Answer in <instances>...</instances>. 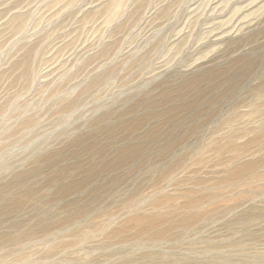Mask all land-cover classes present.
Returning a JSON list of instances; mask_svg holds the SVG:
<instances>
[{
	"label": "rangeland",
	"instance_id": "obj_1",
	"mask_svg": "<svg viewBox=\"0 0 264 264\" xmlns=\"http://www.w3.org/2000/svg\"><path fill=\"white\" fill-rule=\"evenodd\" d=\"M0 264H264V0H0Z\"/></svg>",
	"mask_w": 264,
	"mask_h": 264
},
{
	"label": "bare ground",
	"instance_id": "obj_2",
	"mask_svg": "<svg viewBox=\"0 0 264 264\" xmlns=\"http://www.w3.org/2000/svg\"><path fill=\"white\" fill-rule=\"evenodd\" d=\"M120 3V1H117V5ZM242 4V3H241ZM91 5V4H90ZM120 7V6H119ZM121 8V7H120ZM46 13H48V11L46 12ZM5 24V23H4ZM218 35V34H217ZM50 67V66H49Z\"/></svg>",
	"mask_w": 264,
	"mask_h": 264
}]
</instances>
